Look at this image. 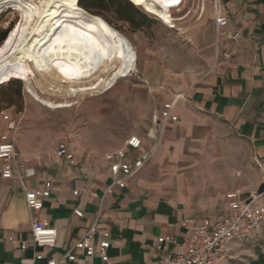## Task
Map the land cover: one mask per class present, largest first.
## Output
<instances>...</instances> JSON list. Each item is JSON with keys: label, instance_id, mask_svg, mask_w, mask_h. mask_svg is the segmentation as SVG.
Masks as SVG:
<instances>
[{"label": "crops", "instance_id": "1", "mask_svg": "<svg viewBox=\"0 0 264 264\" xmlns=\"http://www.w3.org/2000/svg\"><path fill=\"white\" fill-rule=\"evenodd\" d=\"M221 3L226 21L209 26L215 52L213 58L206 52L205 69L168 74L152 65L144 84L137 86L138 98L149 106L127 137L143 141L139 151L127 153L131 162L153 148L146 134L156 128L154 112L177 95L181 99L174 109L178 121L166 126L151 161L124 188L114 186L106 193L111 176L103 158L120 150L127 138L108 145L91 140L90 147L77 151L67 141L74 164L56 159L52 146L44 151L25 138L16 141V159L27 161L25 168H33L35 176L0 179V264H35L36 255L42 256L41 264L58 260L95 219L98 233H108L110 246L107 262L96 254L93 264H149L158 238L188 236L178 227L180 220L214 221L229 213L227 194H258L264 185V0ZM227 31L239 39L229 40ZM4 132L0 118V135ZM23 187L44 192L36 214L57 230L56 247L31 245L32 214ZM259 202L264 204V195ZM76 209L81 217L74 215ZM95 241L98 246L103 238L97 235ZM22 242L28 245L25 251ZM75 257V262L60 264L89 261L81 252Z\"/></svg>", "mask_w": 264, "mask_h": 264}, {"label": "rangeland", "instance_id": "2", "mask_svg": "<svg viewBox=\"0 0 264 264\" xmlns=\"http://www.w3.org/2000/svg\"><path fill=\"white\" fill-rule=\"evenodd\" d=\"M110 1L96 2L90 10H84L104 19L130 42L137 54L135 70L109 92L92 99L78 98L77 105L64 110H50L37 103L22 77L1 79L0 112L14 113L19 123L17 141L25 138L44 151L52 146V154L60 138H65L75 151L90 147L91 140L101 145L114 143V139L122 143L133 133L136 120L148 110L146 99L137 94V86L144 84L146 69L159 65L168 74L187 69L199 71L207 67L208 56H204L208 50L212 52L209 58H213L215 46L209 26L214 22L216 0H183L180 8L170 12L171 26L127 0L146 18L131 25L119 18V1L115 0L114 6ZM19 18V13L12 9L0 13V44ZM37 79L31 80L30 88L40 93L44 89ZM42 97L55 100L49 94ZM258 252L264 255V230L229 242L224 264H248L257 258Z\"/></svg>", "mask_w": 264, "mask_h": 264}, {"label": "bare ground", "instance_id": "3", "mask_svg": "<svg viewBox=\"0 0 264 264\" xmlns=\"http://www.w3.org/2000/svg\"><path fill=\"white\" fill-rule=\"evenodd\" d=\"M145 13L172 25L170 12L183 0H130ZM18 23L0 44V80L22 77L31 97L50 110L77 105L112 90L137 66L130 42L104 19L86 12L78 0H0ZM38 78L43 91L30 82ZM49 94L55 100L42 97Z\"/></svg>", "mask_w": 264, "mask_h": 264}, {"label": "built area", "instance_id": "4", "mask_svg": "<svg viewBox=\"0 0 264 264\" xmlns=\"http://www.w3.org/2000/svg\"><path fill=\"white\" fill-rule=\"evenodd\" d=\"M213 21L218 28L226 21L222 14V6L219 0L215 1L213 9ZM225 36L231 41L239 39L238 33L227 31ZM181 99L177 95L171 102L163 104L159 111L154 112L153 120L155 130L146 134L148 139L153 140V148L139 155L132 162L127 159L129 151H139L143 141L130 136L124 142L123 147L113 154L104 155L111 176V184L106 188L109 193L114 186L124 188L129 180L135 177L153 158L161 144L166 126L175 123L178 118L174 115V109ZM0 118L5 124V132L0 135V179L11 180L17 178L22 181L25 178L35 176L33 168H25L27 161L16 159V137L18 131V120L7 111L0 112ZM54 157L66 160L74 164V155L68 148L67 140L60 138L54 150ZM264 173V168L262 169ZM47 183L45 188H49ZM25 201L29 212H31V245L34 248H54L57 246V230L52 228L48 222L41 220L36 214L42 208L43 191H28L25 189ZM77 195V192L73 193ZM264 191L243 197L240 194L230 193L226 195L229 213L222 215L212 221L207 218L182 219L178 227L188 233L186 237L164 236L156 240L154 250L156 257L149 264H224L229 242L240 239L250 234L259 233L264 230V204L259 200ZM74 215L81 217L82 213L76 209ZM98 219H95L89 228L84 231L58 260L50 259L46 264H60L61 262H75L76 252H81L89 259L87 264H93L92 260L98 254L101 262L106 263L107 250L109 248L108 233H98ZM99 235L103 241L96 245L95 238ZM28 245L20 244V249L25 251ZM35 264H41L42 256H34Z\"/></svg>", "mask_w": 264, "mask_h": 264}, {"label": "trees", "instance_id": "5", "mask_svg": "<svg viewBox=\"0 0 264 264\" xmlns=\"http://www.w3.org/2000/svg\"><path fill=\"white\" fill-rule=\"evenodd\" d=\"M102 0H79L78 4L81 8L85 10H90L91 5H95L96 2H101ZM120 3V14L119 18L131 25H135L137 19H146L143 14H141L134 6L131 5L127 0H118ZM110 5H115V0L110 1ZM264 191V185L260 186L258 193ZM248 264H264V255L261 252L257 253V258L250 261Z\"/></svg>", "mask_w": 264, "mask_h": 264}]
</instances>
